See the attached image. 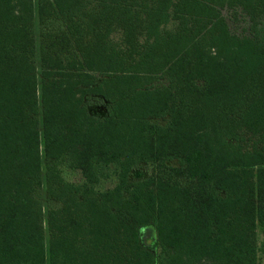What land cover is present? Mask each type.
Instances as JSON below:
<instances>
[{
  "label": "trees",
  "instance_id": "16d2710c",
  "mask_svg": "<svg viewBox=\"0 0 264 264\" xmlns=\"http://www.w3.org/2000/svg\"><path fill=\"white\" fill-rule=\"evenodd\" d=\"M0 264H264V0H0Z\"/></svg>",
  "mask_w": 264,
  "mask_h": 264
},
{
  "label": "rangeland",
  "instance_id": "374dc122",
  "mask_svg": "<svg viewBox=\"0 0 264 264\" xmlns=\"http://www.w3.org/2000/svg\"><path fill=\"white\" fill-rule=\"evenodd\" d=\"M228 24L230 26V29L233 30V31H235L236 33H241V30H243V28H245L244 27V24H243V22L241 20L238 23L237 22L234 23V22L229 21ZM67 176H69L68 177L69 179H73V180L78 179V176L77 175H75L76 178L74 176H72L71 174H67ZM144 237H145L146 244H149V242H150V240L148 239L149 238V233L146 232V234H145Z\"/></svg>",
  "mask_w": 264,
  "mask_h": 264
}]
</instances>
